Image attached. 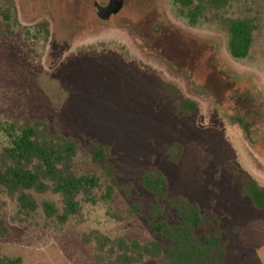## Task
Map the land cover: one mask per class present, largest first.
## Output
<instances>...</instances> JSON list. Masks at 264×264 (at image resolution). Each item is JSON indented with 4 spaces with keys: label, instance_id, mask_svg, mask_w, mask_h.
<instances>
[{
    "label": "rangeland",
    "instance_id": "rangeland-1",
    "mask_svg": "<svg viewBox=\"0 0 264 264\" xmlns=\"http://www.w3.org/2000/svg\"><path fill=\"white\" fill-rule=\"evenodd\" d=\"M96 2L109 0H0V124L40 119L73 136L79 173L100 172L94 147L110 146L119 183L131 190L84 202L80 215L61 223L42 208L23 220L17 199L0 189V219L10 228L0 253L20 264H106L84 238L91 231L153 239L146 212L129 208L153 198L141 178L157 167L172 197L220 220L229 240L224 264H264V210L243 194L246 176L264 188V0H236L197 25L174 0H125L107 20ZM220 15L256 23L247 58L230 53ZM185 101L197 108L185 109ZM6 142L0 132V148ZM175 144L183 150L178 162L169 159ZM38 198L62 207L59 195Z\"/></svg>",
    "mask_w": 264,
    "mask_h": 264
},
{
    "label": "trees",
    "instance_id": "trees-1",
    "mask_svg": "<svg viewBox=\"0 0 264 264\" xmlns=\"http://www.w3.org/2000/svg\"><path fill=\"white\" fill-rule=\"evenodd\" d=\"M236 0H174L179 15L197 25L207 13L223 12ZM220 22L229 34V50L236 59L247 58L255 42L257 25L249 17H226ZM1 36V34H0ZM185 109L194 110L197 104L185 101ZM0 132L7 142L0 148V189L17 199L18 214L23 220L33 217L41 208L46 216L67 223L80 215L83 203L97 204L113 199L117 190L130 192L131 188L119 183L120 171L113 163L112 149L96 144L92 153L100 172L79 173L76 159L81 143L73 136L55 132L44 120L30 123L6 121ZM182 146L175 144L169 150V159L178 162ZM142 187L153 195L144 204L136 202L129 208L131 214L146 212L153 239L141 241L126 236L110 237L99 230L85 235L87 242L96 244V258L106 264H140L157 259L162 264H224L229 240L216 217L208 215L197 202L185 196H171V181L157 167L148 169L141 178ZM243 194L254 206L264 210V188L246 176ZM59 195L62 207L55 200H39V195ZM121 218V215L114 213ZM10 228L0 219V239ZM21 258L0 253V264H20Z\"/></svg>",
    "mask_w": 264,
    "mask_h": 264
},
{
    "label": "water",
    "instance_id": "water-1",
    "mask_svg": "<svg viewBox=\"0 0 264 264\" xmlns=\"http://www.w3.org/2000/svg\"><path fill=\"white\" fill-rule=\"evenodd\" d=\"M125 0H109L107 5H101L99 2L95 3L98 14L103 19H109L113 15L119 13L124 7Z\"/></svg>",
    "mask_w": 264,
    "mask_h": 264
}]
</instances>
